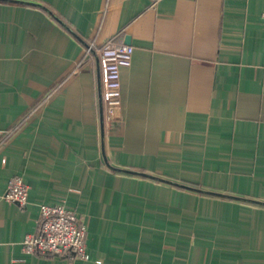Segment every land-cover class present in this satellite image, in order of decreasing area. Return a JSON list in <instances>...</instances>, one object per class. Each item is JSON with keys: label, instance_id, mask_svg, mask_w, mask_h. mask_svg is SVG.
I'll return each mask as SVG.
<instances>
[{"label": "crops", "instance_id": "obj_1", "mask_svg": "<svg viewBox=\"0 0 264 264\" xmlns=\"http://www.w3.org/2000/svg\"><path fill=\"white\" fill-rule=\"evenodd\" d=\"M263 12L264 0H0V264H264ZM112 38L134 54L107 122L86 46ZM15 176L26 207L2 198ZM40 204L84 216L90 260L23 252Z\"/></svg>", "mask_w": 264, "mask_h": 264}, {"label": "built area", "instance_id": "obj_2", "mask_svg": "<svg viewBox=\"0 0 264 264\" xmlns=\"http://www.w3.org/2000/svg\"><path fill=\"white\" fill-rule=\"evenodd\" d=\"M264 29V12H263ZM86 52L96 55L100 63V96L107 122L120 118L122 106L121 70L132 65L134 47L131 44L109 39L102 45L88 43ZM79 63L76 67H81ZM10 203L26 207L29 203V186L22 177H12L2 197ZM39 228L23 240V252L29 255H58L69 262L88 260L86 236L88 225L82 215L64 204H40Z\"/></svg>", "mask_w": 264, "mask_h": 264}, {"label": "trees", "instance_id": "obj_3", "mask_svg": "<svg viewBox=\"0 0 264 264\" xmlns=\"http://www.w3.org/2000/svg\"><path fill=\"white\" fill-rule=\"evenodd\" d=\"M45 99V98H44ZM101 105H102V108L104 109V105H103V103H101ZM17 128H19V125L18 124H14L13 126H12V128L11 129H9V130H7L6 132H5V134H4V137H2L3 139L2 140H6L7 138L6 137H9V136H11L12 135V133L13 132H15L16 130H17ZM12 131V132H11ZM114 170H116V169H114ZM128 172H130V173H132V174H139V175H145L144 173H141V172H138V171H135V170H133V169H130V170H128ZM23 179V178H22ZM175 185H177L178 187H180V188H183V189H185V190H189V191H196V192H203L204 190H202V188L200 187V185H197V184H195V183H180V184H176V183H174ZM205 192H206V190H205ZM66 206V205H65ZM67 207V206H66ZM68 208V207H67ZM73 210V209H72ZM74 211H76L77 213H79L77 210H74ZM80 214V213H79ZM87 234H88V232H87ZM86 240H87V236H86ZM86 249H87V241H86ZM87 253H88V255H89V259L88 260H90L91 259V255H90V253H89V251H88V249H87ZM29 255V254H28ZM78 261H84V260H78ZM85 261H87V260H85Z\"/></svg>", "mask_w": 264, "mask_h": 264}, {"label": "rangeland", "instance_id": "obj_4", "mask_svg": "<svg viewBox=\"0 0 264 264\" xmlns=\"http://www.w3.org/2000/svg\"><path fill=\"white\" fill-rule=\"evenodd\" d=\"M9 182V181H8ZM8 185V184H7ZM7 189V188H6ZM82 215V214H81ZM82 217H83V219L85 220V218H84V216L82 215ZM40 221V220H39ZM86 222V221H85ZM86 224H87V222H86ZM88 225V224H87ZM88 232V231H87ZM49 256V255H48ZM72 263H74V262H72Z\"/></svg>", "mask_w": 264, "mask_h": 264}]
</instances>
